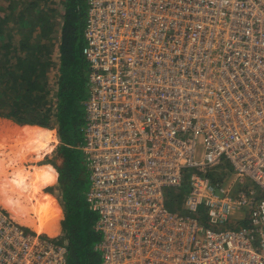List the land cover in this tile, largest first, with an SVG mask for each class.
<instances>
[{"label":"built area","instance_id":"1","mask_svg":"<svg viewBox=\"0 0 264 264\" xmlns=\"http://www.w3.org/2000/svg\"><path fill=\"white\" fill-rule=\"evenodd\" d=\"M235 2L246 38L228 42L201 0H88L100 264H264V0ZM0 264H69L68 249L0 206Z\"/></svg>","mask_w":264,"mask_h":264},{"label":"trees","instance_id":"2","mask_svg":"<svg viewBox=\"0 0 264 264\" xmlns=\"http://www.w3.org/2000/svg\"><path fill=\"white\" fill-rule=\"evenodd\" d=\"M88 7V0H0V116L56 127V151L60 146L67 148L59 154L64 158L58 187L65 219L56 239L65 241L69 264L101 263L96 249L100 240L95 230L97 213L87 199L77 198L74 209L75 197L66 189L73 177L76 149L81 150L88 173L82 149L90 97V68L84 54Z\"/></svg>","mask_w":264,"mask_h":264},{"label":"bare ground","instance_id":"3","mask_svg":"<svg viewBox=\"0 0 264 264\" xmlns=\"http://www.w3.org/2000/svg\"><path fill=\"white\" fill-rule=\"evenodd\" d=\"M20 130L15 135L22 144L14 146L7 155L12 164L8 173L12 178L10 191L16 195V200L5 199L3 205L19 223H25L46 236L56 235L60 230V209L47 195L39 197L37 193L56 181L57 171L51 164H35L53 149V131L38 126H26ZM3 145L5 142L0 144ZM27 162L33 164L26 166Z\"/></svg>","mask_w":264,"mask_h":264},{"label":"rangeland","instance_id":"4","mask_svg":"<svg viewBox=\"0 0 264 264\" xmlns=\"http://www.w3.org/2000/svg\"><path fill=\"white\" fill-rule=\"evenodd\" d=\"M55 1H58V0H55ZM201 2L204 5L209 6L210 8H208V9H212V6H214L213 8L219 9V11L217 13H213L212 11H210V13L205 14V16H204L203 22L208 27V37L209 38H217L221 41H228V42H232L233 40H243L246 38L247 15L243 14V9L241 10V12H239L238 8H242V7L239 5L236 6L235 0H225V2H224V0H201ZM245 5L243 8L246 7ZM85 9H86V6H84L82 8V10L84 12H85ZM12 24L13 23H9V25H12ZM17 37H19V35H16V38ZM55 63H58V55L57 54L55 55ZM55 70L53 69L52 73L55 74V72H56ZM56 74H57V72H56ZM0 117H3V116H0ZM77 130L79 131V129H77ZM2 148L4 150V145L0 146V150H2ZM56 149H53L49 153H46L44 155V157H42L41 160H38L37 162H35V164L36 163L37 164H42V163L43 164H51L55 167V169L57 171L56 181L52 184H48L45 188L41 189V192H43V194H45V195H47V194L51 195L52 197H50L48 195L47 196L51 200H53L55 205H57L61 210V207L58 204L59 202L57 201L56 198H58L60 201H62L61 197H59L60 194H59L58 185H59V172H60L59 168L63 167L64 158L62 156H60L59 154H62L64 151L66 153L67 148L60 146L58 148V152L56 151ZM4 151H2V152L4 153ZM203 153H204L203 145L198 143L196 145L195 159L200 160L202 158ZM83 162H84V157L82 155L81 150L76 149L75 154H74L72 170H71V174L73 175V177L70 179V183L66 184V189L71 190L72 195L75 197V200H73V201H75L74 209L77 208V206H76V204L78 203L77 198H79V201L85 202V199H86L85 195L89 189V177H88L87 171L85 170V168L83 166ZM31 163L33 164V162H28V165L26 164V166L31 165ZM11 165L12 164H10V162H9V167H10L9 173L12 170ZM68 176H69V178L71 177L70 174ZM8 178H9L8 182L10 183L12 181V178L11 177H8ZM61 178L63 181L64 177L62 176ZM10 187H11V185H10ZM52 189H55V197L56 198L53 195ZM175 195H176V193H174L173 197L169 198V200H168L169 203L171 201L175 200ZM41 196H44V195H41ZM41 196H39V197H41ZM63 203L64 202L62 201V205H63ZM2 205H3V201H2ZM78 207L80 208L81 206L78 205ZM86 208H87L86 209V213H87V211H88L87 205H86ZM63 210H64V208H63ZM63 214H64V218H65V210L63 211ZM10 215L12 216L11 213H10ZM87 218H89V216ZM61 219H62V215L59 219V224H61ZM23 225L29 231H31L33 233H42V232L36 231L35 229H33V227H31L27 224H23ZM42 234L45 235V233H42ZM58 234H61V233L58 232L56 235H49L47 237L51 236L50 238L57 240L56 238H58L60 236V235L58 236ZM45 237H46V235H45Z\"/></svg>","mask_w":264,"mask_h":264},{"label":"crops","instance_id":"5","mask_svg":"<svg viewBox=\"0 0 264 264\" xmlns=\"http://www.w3.org/2000/svg\"><path fill=\"white\" fill-rule=\"evenodd\" d=\"M32 127V126H38L42 129H48V130H51L53 131V134H54V137H55V142H53V149H56L58 144H59V137H58V130L56 129V127H53V128H49V127H42L40 125H35V124H27V123H19V122H16L14 121L13 119L11 118H6V117H0V144H2V142H5V146H4V149H6L5 151L2 149L0 150V206L2 208H5L4 205L1 204L2 201H5V199H7V201L11 199H13L14 201L16 200L14 196H16L15 194H13L11 191H10V183L8 182V177H9V171H10V167H9V158H8V152L11 151L14 146H18V145H21L22 141L21 140H18L17 139V135H15V131L16 130H13L12 132L10 131V129H24V127ZM18 129V130H19ZM20 130V131H22ZM17 132V131H16ZM23 140V139H22ZM10 146V148H8ZM19 147V146H18ZM52 149V150H53ZM51 150V151H52ZM2 151H4V153H2ZM49 153V152H48ZM28 165V162L26 163ZM43 164V163H42ZM8 175V176H7ZM46 187V186H45ZM43 187V188H45ZM52 192H53V195L55 197V189H52ZM39 196L41 195H45L43 194V192H41V190L37 193ZM48 195V194H47ZM50 197H52L51 195H48ZM56 198V197H55ZM57 201L59 202V206L61 207V215H62V219L61 221H64V214H63V207H62V202L56 198ZM7 211L8 209L5 208ZM60 209V208H59ZM63 210V211H62ZM9 212V211H8ZM10 214V212H9ZM61 217V216H60ZM18 222V221H17ZM60 226V230H59V233H61L62 231V225L59 224ZM60 235V234H58Z\"/></svg>","mask_w":264,"mask_h":264}]
</instances>
